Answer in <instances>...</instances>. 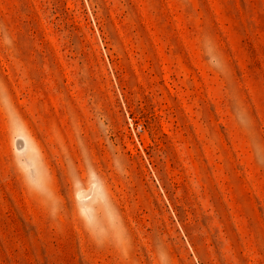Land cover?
<instances>
[{"label": "rangeland", "instance_id": "1", "mask_svg": "<svg viewBox=\"0 0 264 264\" xmlns=\"http://www.w3.org/2000/svg\"><path fill=\"white\" fill-rule=\"evenodd\" d=\"M0 264H264V0H0Z\"/></svg>", "mask_w": 264, "mask_h": 264}]
</instances>
